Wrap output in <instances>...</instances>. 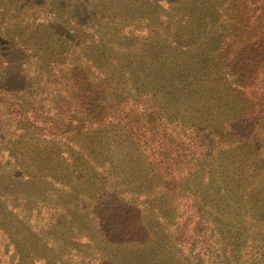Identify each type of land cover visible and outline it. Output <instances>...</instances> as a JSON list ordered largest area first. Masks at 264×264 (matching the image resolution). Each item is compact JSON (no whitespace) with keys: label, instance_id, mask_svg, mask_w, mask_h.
<instances>
[{"label":"trees","instance_id":"obj_1","mask_svg":"<svg viewBox=\"0 0 264 264\" xmlns=\"http://www.w3.org/2000/svg\"><path fill=\"white\" fill-rule=\"evenodd\" d=\"M114 128L164 183L171 239L111 179ZM97 236L264 264V0H0V247L71 264Z\"/></svg>","mask_w":264,"mask_h":264},{"label":"rangeland","instance_id":"obj_2","mask_svg":"<svg viewBox=\"0 0 264 264\" xmlns=\"http://www.w3.org/2000/svg\"><path fill=\"white\" fill-rule=\"evenodd\" d=\"M105 137L106 152L111 157L108 167L111 179L119 183L123 181L132 193V199L146 209L161 238L171 239L173 207L164 183L142 162L124 130L109 129ZM125 185L123 184L124 187ZM100 240L101 238L97 236L96 243L91 246L93 248L87 252L116 260L121 264H149L152 255L148 248L145 250L136 247L113 248ZM87 252L73 257L71 264H86L89 261ZM13 259L15 258L10 252L3 251L0 247V264H16Z\"/></svg>","mask_w":264,"mask_h":264}]
</instances>
